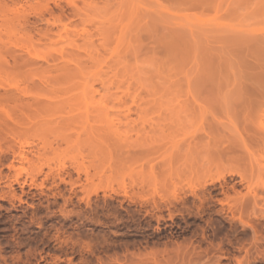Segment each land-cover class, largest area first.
Segmentation results:
<instances>
[{
  "label": "rangeland",
  "instance_id": "374dc122",
  "mask_svg": "<svg viewBox=\"0 0 264 264\" xmlns=\"http://www.w3.org/2000/svg\"><path fill=\"white\" fill-rule=\"evenodd\" d=\"M179 1L0 0V264H264V0Z\"/></svg>",
  "mask_w": 264,
  "mask_h": 264
},
{
  "label": "bare ground",
  "instance_id": "6f19581e",
  "mask_svg": "<svg viewBox=\"0 0 264 264\" xmlns=\"http://www.w3.org/2000/svg\"><path fill=\"white\" fill-rule=\"evenodd\" d=\"M130 1H131V0H130ZM172 1H173V3H175V0H171V2H172ZM180 1H181V0H180ZM180 1H179L180 4H182V5H184V6L187 5V8H191V10H192L193 8H194V11H195L196 9H198V11H195V12H197V13L199 12V15H200V13H201V12H200L201 9H202V11H203V10H207V11H208V10H209V11H215V10H216V11H219V12L221 11V12H222L223 9H224V8L226 7V5L228 4V2H227L228 0H227V1L224 0V2H223V0H182L181 2H180ZM232 1H233V0H231L230 3H232ZM235 1H236V0H235ZM235 1H234V2H235ZM225 2H226V3H225ZM223 3H224V4H223ZM236 3H238V1H237ZM232 4L235 5V3H232ZM223 5H224V7H223ZM234 5H232V8H230V7H231V4H230V7H228V9L225 11V13L227 12L229 16H230L232 13H235V12H232V11H234V10L236 9V8H233ZM238 5H239V3H238ZM184 6H183V7H184ZM239 6H240V5H239ZM184 8H186V7H184ZM187 8H186V9H187ZM222 8H223V9H222ZM199 9H200V10H199ZM211 9H212V10H211ZM221 9H222V10H221ZM189 10H190V9H189ZM230 10H232V11L230 12ZM192 11H193V10H192ZM207 11H206V12H207ZM229 12H230V14H229ZM135 13H136V12L132 10V15H134ZM227 13H226V15H227ZM137 14H138V12H137ZM137 14H135V15H137ZM139 14H140V13H139ZM201 14H203V12H202ZM226 15H225V14H224V15H221L219 18L222 17L221 20H222V19L224 20V19L227 18ZM134 17H135V16H134ZM137 17H139V16H137ZM141 17H143V16L141 15ZM141 17H139V18H140L141 20H143V18H141ZM193 17H194V16H193ZM224 17H226V18H224ZM219 18H217V19H219ZM136 19H137V18H136ZM193 19H194V18H193ZM215 19H216V18H215ZM217 19H216V20H217ZM214 21H215V20H214ZM214 24H216V23H214ZM204 25H205V24H204ZM207 25H208V23H207ZM196 26H197V25H196ZM212 26H213V25H212ZM220 26H221V25H220ZM203 28H204V27H203ZM206 28H207V27H206ZM213 28H215V27H212V30H211L210 28H208V29H209V35H208V36H210V37H211V35L213 36V33H214V35H215V34L217 33V31L219 30V29H218V30L216 29V28H218V27H216L215 29H213ZM219 28L222 29V26L219 27ZM224 28H225V27H224ZM224 28H223V29H224ZM147 29H149V28L147 27ZM152 29H153V28H152ZM197 29H199V28L197 27ZM225 29H226V28H225ZM202 30L204 31V29H202ZM202 30H201V31H202ZM206 30H207V29H206ZM210 30L213 31L212 34H211V31H210ZM214 30H216V33L214 32ZM247 30H248V29H247ZM207 31H208V30H207ZM224 31H225V30H224ZM249 31L251 32V30H248V32H249ZM252 31H253V30H252ZM218 32H220V30H219ZM221 32H222V31H221ZM245 32H246V33H245ZM250 32L247 33L246 30H243L242 32H240V34L238 33L237 35H235V34H236V33H235L234 35L232 34V36L229 35L231 38H232V37H233V38H232V39H229V38H230V37H229L228 40H229V41H232V40H233V41H236L235 44H236L237 46L239 45V48H240V46H241V48L244 49V51H243V50L241 51V52H244V53H243V54L240 53V55H238V56L241 57V56L243 55V56L245 57V58H240V60H241V59H242V61H243V59L245 60V62H246V64H247V65H246L247 68H248V67H249V68L253 67V69L256 70V69H255V67H256V68L258 69L259 72H262L261 75L259 74L260 76L258 75V76H259V81L257 82L258 84H257L256 86H254V89H256V88H257V89L254 90V92H252V93L249 92V93H248V97H247V95H246L245 97L243 96V98H244V101H243V102H247V103H250V104H254L255 102H260L261 99L264 100V33H262L261 35H259L260 37H259V36H254V37H253V36H249L250 38H248L247 36H248V34H250ZM253 32H254V31H253ZM253 32H252V33H253ZM207 33H208V32H207ZM210 34H211V35H210ZM217 34H218V33H217ZM217 34H216V36H217ZM257 35H258V34H257ZM205 36H206V34H205ZM208 36H206V37L209 38ZM216 36H214V37L216 38ZM234 36H235V37H234ZM174 37H176V39H177V37H178V35H176V32L174 33ZM222 37H223V35H222ZM223 38H224V37H223ZM225 38H226V36H225ZM174 39H175V38H174ZM241 48H240V49H241ZM245 51H247V54H246ZM236 54H237V53H236ZM245 54H246V55H245ZM243 56H242V57H243ZM247 56H248L249 58H248ZM247 58H248L249 60H250V59H252V60L249 61ZM246 59H247V61H246ZM245 62H244V63L242 62L243 67H245ZM247 62H248V63H247ZM249 63H250V64H249ZM248 64H249V65H248ZM252 64H253V65H252ZM240 65H241V64H240ZM241 66H242V65H241ZM250 66H251V67H250ZM211 68H212V67H211ZM259 68H260V70H259ZM251 69H252V68H251ZM212 70H213V69H212ZM258 71L256 70L255 75H254V73L252 74V76H253L254 79H255V78H258V76H256V75L258 74V73H257ZM250 75H251V74H250ZM252 76H251V77L249 76V77H250V80H251ZM255 76H256V77H255ZM249 77H248V78H249ZM253 78H252L251 82L254 80ZM250 84H251V83H250ZM250 84H249V85H250ZM249 85H248V86H249ZM258 86H261V87L258 88ZM208 88H209V87H208ZM242 88L244 89L245 87H242ZM206 90H207V89H206ZM244 90H245V89H244ZM209 91L211 92V88H209ZM248 91H250V89H248ZM206 92L208 93V90H207ZM210 92H209L207 95L210 96V94H211ZM211 95H212V94H211ZM244 95H245V94H244ZM209 96H208V97H209ZM205 97H207L206 94H205ZM246 97H247V98H246ZM245 99H246V100H245ZM199 103H201L200 100H199ZM199 105H200V104H199ZM258 124H261V125H262V127H260L261 125H258L259 128H262L261 130H260V129H259V130L262 131V130H263V127H264V126H263V125H264V115H261V116L258 118ZM257 130H258V129H257ZM263 131H264V130H263ZM256 133H258V132H255V135H257ZM258 134H259V133H258ZM219 141H220V140H218V142H219ZM242 141H243V140H242ZM231 142H232V141H230L229 143L227 142V143H228V144H227L228 146L225 145L224 147H223V145H224V143H226V142L223 143V142L220 141L219 143H217V141H216V143H217L218 146H217L215 143H213V144L210 143L211 145H209V147H210V146H212V147H213V146H216L215 149L217 150V149L219 148V149H218L219 151H220V149L223 147V148H222L223 151H220V152H219V151L216 152L214 148L212 149L214 152L210 150L211 148L209 149V154L211 153L212 155H210V156H211V158H213V160H212V159L208 156V157L211 159V161L214 162V160L216 159V155H214L215 152H216L217 154L220 153V155L222 154V155L224 156V158H222V155H221V156H220L219 154L217 155V156H219V158L222 159V160H224L225 158H227V157L230 156L229 158H230L231 161H230L228 158L226 159V161H227L228 163H230V164H231V162H232V164L234 163V162L232 161V159H233V160H236V159H238V160H239V159H242V160H243V158H244V159L249 158L250 155H252V156H250V157H253V156L256 154V153H255V154L253 155V152H254V150H255L256 148H255V147L253 148V147H252L253 145L251 146L247 141H246V143H243V144H242V143H240V144L238 143V145L241 146V148L243 147L245 150H244V149L242 150L240 147H238V145H237L236 143L233 142L235 145H237V146H236V149H237V150H236V149L234 148V146L231 145ZM260 142H261V141H259L258 143H260ZM214 144H215V145H214ZM222 144H223V145H222ZM234 144H233V145H234ZM219 145H220V147H219ZM221 146H222V147H221ZM231 146L233 147V148H232L233 150L231 149ZM222 149H221V150H222ZM239 149L242 150V152H240ZM229 150H230V151H229ZM224 151H225L226 153H225ZM228 151H229L232 155H231ZM237 151H239V152H237ZM243 151H246V152L243 153ZM223 152H224L225 154H224ZM227 152H228V156L226 157L225 155H227ZM255 152H257V150H255ZM263 152H264V151H263ZM242 153H243V154H242ZM246 154H247V155H246ZM245 155H246V158H245ZM263 156H264V155H263ZM208 157H207V158H208ZM209 158H208V162H211V161L209 160ZM219 158H217V159L219 160ZM228 160H229V161H228ZM220 161H221V160H220ZM220 161H219V162H220ZM213 162H212V164H211L212 166H213ZM219 162H218V163H219ZM221 162H222V161H221ZM221 162H220V163H221ZM235 162H236V161H235ZM218 163H217V164H218ZM220 163H219V164H220ZM219 164H218V165H219ZM206 165H207V164H206ZM214 165H215V162H214ZM221 165H222V164H221ZM221 165H220V166H221ZM216 166H217V165H216ZM216 166H214V167H216ZM211 168H213V167H211ZM211 168H210V169H211ZM206 169H207V168H206Z\"/></svg>",
  "mask_w": 264,
  "mask_h": 264
}]
</instances>
